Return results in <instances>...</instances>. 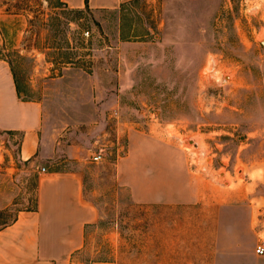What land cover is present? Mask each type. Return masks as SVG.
<instances>
[{
  "label": "rangeland",
  "instance_id": "374dc122",
  "mask_svg": "<svg viewBox=\"0 0 264 264\" xmlns=\"http://www.w3.org/2000/svg\"><path fill=\"white\" fill-rule=\"evenodd\" d=\"M263 37L264 0H0V59L44 106L46 155L21 160L0 131V228L36 208L41 174L74 171L99 211L82 264H247L264 244Z\"/></svg>",
  "mask_w": 264,
  "mask_h": 264
},
{
  "label": "crops",
  "instance_id": "0c3cea01",
  "mask_svg": "<svg viewBox=\"0 0 264 264\" xmlns=\"http://www.w3.org/2000/svg\"><path fill=\"white\" fill-rule=\"evenodd\" d=\"M63 1L77 9L120 11L133 0ZM44 117L40 101L19 96L10 64L0 59V131L21 135V160L36 162L46 156ZM149 186L150 201L166 202L165 190ZM37 194L36 208L19 211L13 222L0 228V264H82L87 229L99 218L97 207L85 196L82 177L74 171H47L41 174ZM249 259L247 264H264V255L257 254L256 248H250Z\"/></svg>",
  "mask_w": 264,
  "mask_h": 264
},
{
  "label": "built area",
  "instance_id": "2783aa9c",
  "mask_svg": "<svg viewBox=\"0 0 264 264\" xmlns=\"http://www.w3.org/2000/svg\"><path fill=\"white\" fill-rule=\"evenodd\" d=\"M102 158V152L94 155V160L99 161ZM45 170V168H43ZM256 253L259 255H264V244H258L256 247Z\"/></svg>",
  "mask_w": 264,
  "mask_h": 264
},
{
  "label": "trees",
  "instance_id": "16d2710c",
  "mask_svg": "<svg viewBox=\"0 0 264 264\" xmlns=\"http://www.w3.org/2000/svg\"><path fill=\"white\" fill-rule=\"evenodd\" d=\"M11 69H12V67H11ZM12 72H13V69H12ZM13 75H14L15 84H16V88H17L18 94H19L20 97L23 98V96L21 95L22 91H21V89H20V87H19V84H18V81H17L16 75L14 74V72H13Z\"/></svg>",
  "mask_w": 264,
  "mask_h": 264
},
{
  "label": "bare ground",
  "instance_id": "6f19581e",
  "mask_svg": "<svg viewBox=\"0 0 264 264\" xmlns=\"http://www.w3.org/2000/svg\"><path fill=\"white\" fill-rule=\"evenodd\" d=\"M263 39H264V37H263ZM263 42H264V40H263Z\"/></svg>",
  "mask_w": 264,
  "mask_h": 264
}]
</instances>
